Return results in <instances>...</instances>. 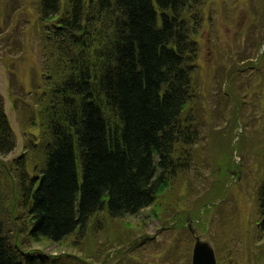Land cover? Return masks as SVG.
Instances as JSON below:
<instances>
[{
    "label": "trees",
    "instance_id": "obj_1",
    "mask_svg": "<svg viewBox=\"0 0 264 264\" xmlns=\"http://www.w3.org/2000/svg\"><path fill=\"white\" fill-rule=\"evenodd\" d=\"M203 3L38 0L41 68L33 91L10 95L26 129L23 150L0 159V264H86L32 246L70 236L78 243L98 213L136 215L193 168L192 148L203 140L194 111ZM14 147L0 103V156ZM230 155L222 156L225 178ZM259 175L256 241L264 238V170ZM8 195L20 209L13 218ZM177 248L168 259L179 260ZM133 262L116 264H144Z\"/></svg>",
    "mask_w": 264,
    "mask_h": 264
},
{
    "label": "rangeland",
    "instance_id": "obj_2",
    "mask_svg": "<svg viewBox=\"0 0 264 264\" xmlns=\"http://www.w3.org/2000/svg\"><path fill=\"white\" fill-rule=\"evenodd\" d=\"M203 1L195 75L201 94L194 110L203 140L192 148L193 168L136 215L98 213L78 243L70 236L34 244V249L74 255L86 264H184L199 237L215 249L216 264H264L253 196L264 170V0ZM37 3L0 0V103L15 136L14 149L0 156L5 163L22 152L24 141L11 92L21 97L33 91V73L41 68L40 39L33 27ZM229 151L234 168L225 178L221 161ZM4 201L16 217L20 209L11 195ZM174 245L177 261L168 259Z\"/></svg>",
    "mask_w": 264,
    "mask_h": 264
},
{
    "label": "water",
    "instance_id": "obj_3",
    "mask_svg": "<svg viewBox=\"0 0 264 264\" xmlns=\"http://www.w3.org/2000/svg\"><path fill=\"white\" fill-rule=\"evenodd\" d=\"M190 264H216L214 250L207 241L194 238Z\"/></svg>",
    "mask_w": 264,
    "mask_h": 264
}]
</instances>
